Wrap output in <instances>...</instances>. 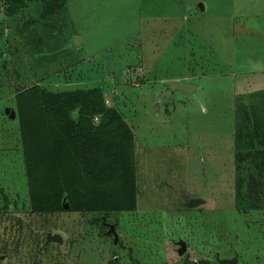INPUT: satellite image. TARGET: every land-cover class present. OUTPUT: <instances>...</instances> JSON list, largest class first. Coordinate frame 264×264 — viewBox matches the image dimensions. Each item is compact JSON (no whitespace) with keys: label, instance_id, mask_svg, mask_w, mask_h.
<instances>
[{"label":"rangeland","instance_id":"1","mask_svg":"<svg viewBox=\"0 0 264 264\" xmlns=\"http://www.w3.org/2000/svg\"><path fill=\"white\" fill-rule=\"evenodd\" d=\"M35 83L98 87L120 114L133 208L31 210L11 111ZM238 125L246 150H264V0L28 1L13 14L0 1V264H264V188L241 199Z\"/></svg>","mask_w":264,"mask_h":264},{"label":"trees","instance_id":"2","mask_svg":"<svg viewBox=\"0 0 264 264\" xmlns=\"http://www.w3.org/2000/svg\"><path fill=\"white\" fill-rule=\"evenodd\" d=\"M0 1L6 13L13 14L28 1L59 8L66 0ZM13 113L31 210L134 207L131 131L120 114L105 105L98 87L48 91L35 83L15 91ZM94 118L98 119L96 123ZM236 129V183L243 179L240 171L247 168L252 187L243 200L256 195L257 185L264 188V181H256V173L259 180H264V150H246L251 147L247 142L253 139L243 137L240 125ZM245 159L250 167L241 163Z\"/></svg>","mask_w":264,"mask_h":264},{"label":"water","instance_id":"3","mask_svg":"<svg viewBox=\"0 0 264 264\" xmlns=\"http://www.w3.org/2000/svg\"><path fill=\"white\" fill-rule=\"evenodd\" d=\"M186 87H189V85H185ZM12 115H13V111H11ZM200 199H188L187 200V205H195L196 203H199ZM64 206H67V203H64ZM49 238L51 239H57L58 241H61V237L58 234H52V235H48Z\"/></svg>","mask_w":264,"mask_h":264},{"label":"built area","instance_id":"4","mask_svg":"<svg viewBox=\"0 0 264 264\" xmlns=\"http://www.w3.org/2000/svg\"><path fill=\"white\" fill-rule=\"evenodd\" d=\"M128 70V69H127Z\"/></svg>","mask_w":264,"mask_h":264}]
</instances>
